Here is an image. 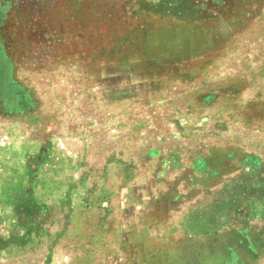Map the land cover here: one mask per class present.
I'll return each mask as SVG.
<instances>
[{
  "label": "rangeland",
  "instance_id": "rangeland-1",
  "mask_svg": "<svg viewBox=\"0 0 264 264\" xmlns=\"http://www.w3.org/2000/svg\"><path fill=\"white\" fill-rule=\"evenodd\" d=\"M0 36V264H264V0H0Z\"/></svg>",
  "mask_w": 264,
  "mask_h": 264
},
{
  "label": "crops",
  "instance_id": "crops-1",
  "mask_svg": "<svg viewBox=\"0 0 264 264\" xmlns=\"http://www.w3.org/2000/svg\"><path fill=\"white\" fill-rule=\"evenodd\" d=\"M0 44L3 46V41H2V38H1V36H0ZM8 57V56H7ZM8 59H9V63H10V65H11V67H10V73H9V83L11 84V85H15V92L17 93V94H19V93H21V98H20V102H25L26 101V99L24 98V93L22 92V90H21V88L19 87V85H18V83L16 82V80H15V76H14V67H13V63H12V60L10 59V57H8ZM0 100L1 101H6L7 103H8V106H9V104L11 103L10 101H9V98L7 99L6 97H4V96H2V95H0ZM6 103V104H7ZM11 105V104H10ZM11 107H12V105H11Z\"/></svg>",
  "mask_w": 264,
  "mask_h": 264
}]
</instances>
